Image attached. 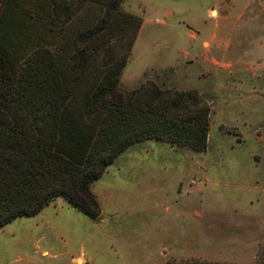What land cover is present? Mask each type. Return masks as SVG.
<instances>
[{"label": "rangeland", "instance_id": "374dc122", "mask_svg": "<svg viewBox=\"0 0 264 264\" xmlns=\"http://www.w3.org/2000/svg\"><path fill=\"white\" fill-rule=\"evenodd\" d=\"M120 9L143 26L119 88L163 75L194 89L208 107L205 149L128 145L90 185L95 220L56 197L0 227V264H251L264 250V0H122ZM212 26L220 31L212 41L200 45L201 30L189 35ZM180 48L206 49V57L155 64Z\"/></svg>", "mask_w": 264, "mask_h": 264}, {"label": "trees", "instance_id": "16d2710c", "mask_svg": "<svg viewBox=\"0 0 264 264\" xmlns=\"http://www.w3.org/2000/svg\"><path fill=\"white\" fill-rule=\"evenodd\" d=\"M121 2L0 0V227L56 197L95 220L90 185L132 143L205 149L208 107L194 89L163 75L119 88L141 23Z\"/></svg>", "mask_w": 264, "mask_h": 264}, {"label": "crops", "instance_id": "0c3cea01", "mask_svg": "<svg viewBox=\"0 0 264 264\" xmlns=\"http://www.w3.org/2000/svg\"><path fill=\"white\" fill-rule=\"evenodd\" d=\"M208 10H209L208 8L205 9V15L208 12ZM212 11H214V10H212ZM210 13H211V11H209V16L210 17H214V15H210ZM212 20H213V23H214L216 19H212ZM155 21L160 23V24H165L164 20L162 18H160V17H156ZM193 23H194L195 26H198V21H193ZM176 24H181V25L185 26V23L182 22V21H180L179 23L176 22ZM142 26H143V21L141 19V23H140L139 29L137 31L138 33H139V31H141ZM200 30L203 32L204 36L206 35V39H204V38L201 39L200 45L203 42H207L209 40L212 41V40H214V39L219 37L220 31L218 29H215L214 26H212L211 29H208V28H205V27L204 28L201 27V28L197 29V31H195L194 29H189V35L193 36L196 33H198ZM179 52H180L179 56L173 57L172 59L168 60V62L155 63V64L156 65L160 64L159 66L162 67V66L167 65V64L171 65V64L176 63V64H179L180 66L183 67L185 65L191 64V60H189V58L190 59H195L196 56H201V58H203V57L205 58L206 57L205 54H206L207 51H206V49L201 48V50L198 51V52H196V51H191L190 52V51H188V50H186L184 48H180ZM153 65H154L153 63L148 64V66H153ZM143 69L144 68L141 69L140 73L142 72ZM135 80H134V82H135ZM131 87H132V85H130L128 87L126 86V88H131Z\"/></svg>", "mask_w": 264, "mask_h": 264}, {"label": "bare ground", "instance_id": "6f19581e", "mask_svg": "<svg viewBox=\"0 0 264 264\" xmlns=\"http://www.w3.org/2000/svg\"><path fill=\"white\" fill-rule=\"evenodd\" d=\"M213 15V14H212Z\"/></svg>", "mask_w": 264, "mask_h": 264}]
</instances>
